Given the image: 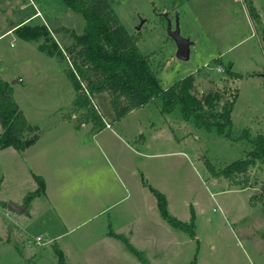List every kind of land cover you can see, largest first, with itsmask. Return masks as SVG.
Instances as JSON below:
<instances>
[{
    "label": "rangeland",
    "instance_id": "1",
    "mask_svg": "<svg viewBox=\"0 0 264 264\" xmlns=\"http://www.w3.org/2000/svg\"><path fill=\"white\" fill-rule=\"evenodd\" d=\"M109 1L163 87L201 69L199 94L225 86L237 90L234 125L264 135V78L254 75L264 72V0H252L262 21L254 26L244 0ZM61 3L0 0V77L16 82L14 96L32 126L25 135L34 138L23 150L0 149V200L23 205L38 188L35 175L45 181L48 175L51 194L35 197L29 212L18 213L13 234L0 203V234L12 238L0 240V264H57L56 246L68 264H259L264 163L230 178L213 176L208 165L219 171L245 158L252 147L246 141L233 142L163 113L159 97L118 119L102 93L91 96L92 104L105 126L116 122L99 132V149L80 159L78 149L66 153L64 147L67 162L53 158L57 152L47 144L54 134L89 131L83 122L102 127L85 121L88 111L74 106L80 92L68 75L73 66L48 53L51 39L25 40L8 30L39 9L42 15L37 12L26 25L45 26L56 51L68 54L72 33L82 32L85 21ZM168 20L173 28L178 20L181 35L194 42L189 59L177 56ZM220 63H231L242 77L229 79L217 70ZM71 158L78 160L70 163ZM149 185L166 194L170 214L182 221H190L194 207L195 237L162 216Z\"/></svg>",
    "mask_w": 264,
    "mask_h": 264
},
{
    "label": "trees",
    "instance_id": "2",
    "mask_svg": "<svg viewBox=\"0 0 264 264\" xmlns=\"http://www.w3.org/2000/svg\"><path fill=\"white\" fill-rule=\"evenodd\" d=\"M66 7L82 15L85 25L82 32L72 33L73 42L67 47L68 54L56 51L57 42L45 26L23 24L16 28V33L25 40L49 37L48 53L58 58L69 59L73 68L68 75L78 92L74 101L77 109H86L85 121L93 120L104 127L98 111L92 104L91 96L107 93L115 116L121 119L129 112L142 107L159 97L163 113L176 114L182 120L191 122L198 130L224 136L233 142L251 144L245 158L227 164L217 171L208 163L215 177H232L237 173H245L258 161L264 163V135H253L248 128H237L232 119V111L237 99V90L230 92L224 89H209L199 94L198 78L200 71L193 72L176 81L169 87H163L156 77L148 58L140 52L137 40L122 24L109 0H60ZM252 21L262 23L261 16L252 0H244ZM24 30V31H23ZM264 39V27H262ZM220 65H222L220 63ZM229 79L241 78L242 74L233 71L232 64L223 66ZM211 82L213 83L214 81ZM0 149L14 147L24 149L26 133L30 125L25 113L14 97V89L10 82L0 77ZM36 139V137H35ZM38 188L24 197L23 206L29 212L32 200L45 193L46 181L41 175H35ZM1 185V183H0ZM155 195L162 216L174 227L195 233L196 212L191 206L190 221H182L169 212L168 199L164 192L149 185ZM7 206V202L0 200ZM128 242L124 235H117ZM131 250L147 262L144 253L132 245ZM57 264H67L62 249L55 247Z\"/></svg>",
    "mask_w": 264,
    "mask_h": 264
},
{
    "label": "crops",
    "instance_id": "3",
    "mask_svg": "<svg viewBox=\"0 0 264 264\" xmlns=\"http://www.w3.org/2000/svg\"><path fill=\"white\" fill-rule=\"evenodd\" d=\"M245 3V2H244ZM62 4V3H61ZM64 6V5H63ZM66 7V6H64ZM246 7V5H245ZM68 7L65 8L66 11H68ZM247 9V8H246ZM38 13H40V16L42 15V12L41 10H37L32 16L26 18V19H23L22 21H20L18 24L14 25L12 28H10L8 31H11L12 29H14V31L16 32V28H18L19 26L23 25V24H29L28 22H30L34 16H37ZM39 16V15H38ZM250 21L251 23L253 24V21L250 17ZM49 24V23H48ZM254 26V24H253ZM52 30V29H51ZM192 41V40H191ZM192 44H194V42H192ZM191 44V45H192ZM191 45H190V52H191ZM48 54V53H47ZM49 55V54H48ZM254 75L256 76H259V77H263L264 78V72L261 73L260 72H256V70L254 71ZM23 79V78H22ZM7 81V80H6ZM9 82V81H8ZM16 82L13 81V83H11L13 89H14V84ZM76 90V89H75ZM77 91V90H76ZM78 92V91H77ZM15 93V92H14ZM15 97V96H14ZM16 99V98H15ZM18 102V101H17ZM19 104V103H18ZM172 116V115H171ZM116 122V120H113L111 121V127H107V126H104L103 128H97L94 124H90V122H83V125H88V127H90V130L89 131H80V130H71L69 131L66 135H57V134H54V140H51L52 144H47L49 145L50 147H53L55 149V151L57 152V155L54 156L53 158L55 160H58V161H62L63 162H67V156H66V153L67 151H70V150H73V149H78L80 151V159H88L92 153L93 150H98L99 149V144L97 143L96 141V137L99 135V132L102 130V129H105V128H113L114 126V123ZM109 123V124H110ZM172 126V125H171ZM88 133L90 134V136L88 137ZM36 138H38V136H36ZM34 142V141H33ZM95 145V146H94ZM65 147V148H64ZM63 148L66 150V153H65V157L62 155V150ZM23 150V149H22ZM71 152V151H70ZM77 161L78 159H68V162L72 163ZM119 161V160H118ZM119 163H121V161H119ZM49 181H48V175L46 174V191L43 195H46V198L48 197H51V194H50V191H49ZM3 201V200H2ZM3 205V204H2ZM18 205H21V204H18ZM23 206V205H21ZM33 206V205H32ZM32 208V207H31ZM2 210H3V213L5 214V216H8L9 218H7L8 221H10V225L8 226L10 229L12 227V229L14 228V226H16V222L19 218V215L18 213L20 212H17V211H10L7 206L3 205L2 207ZM17 212V213H16ZM9 230L12 234L13 233H16V229H14L13 231ZM113 233H116L117 235H121L119 234L118 232H114V231H111ZM8 234V233H7ZM2 235L0 234V240L1 242L3 243L4 241L7 242V243H11V240H8L6 239V235ZM110 234L111 236H116L118 238H121L115 234H112V233H108ZM123 235V234H122ZM125 236V235H124ZM39 237V236H38ZM126 237V236H125ZM2 238H4V240H2ZM122 239V238H121ZM123 240V239H122ZM64 252V251H63ZM65 253V252H64ZM66 255V253H65ZM67 257V256H66ZM68 264V263H67ZM259 264H264V258H259Z\"/></svg>",
    "mask_w": 264,
    "mask_h": 264
},
{
    "label": "water",
    "instance_id": "4",
    "mask_svg": "<svg viewBox=\"0 0 264 264\" xmlns=\"http://www.w3.org/2000/svg\"><path fill=\"white\" fill-rule=\"evenodd\" d=\"M168 32L169 34L177 41L178 50L177 56L180 59L187 60L190 57V45L192 41L188 37L181 35L179 21L177 20L175 28L172 27V22L168 20ZM34 141V138L28 139L25 144L26 146L30 145ZM264 192V187L260 189L259 193ZM7 208L10 211L24 212L26 208L24 206L18 205L12 201L7 203Z\"/></svg>",
    "mask_w": 264,
    "mask_h": 264
},
{
    "label": "built area",
    "instance_id": "5",
    "mask_svg": "<svg viewBox=\"0 0 264 264\" xmlns=\"http://www.w3.org/2000/svg\"><path fill=\"white\" fill-rule=\"evenodd\" d=\"M217 70H218L219 72H223V71H224V68H223L222 66H219V67L217 68ZM107 126H110V124L108 123ZM38 239H40V236L38 237Z\"/></svg>",
    "mask_w": 264,
    "mask_h": 264
}]
</instances>
